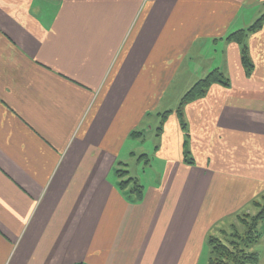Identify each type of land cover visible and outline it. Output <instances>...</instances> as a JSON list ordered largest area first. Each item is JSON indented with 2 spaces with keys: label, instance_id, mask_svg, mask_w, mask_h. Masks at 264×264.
<instances>
[{
  "label": "crops",
  "instance_id": "1",
  "mask_svg": "<svg viewBox=\"0 0 264 264\" xmlns=\"http://www.w3.org/2000/svg\"><path fill=\"white\" fill-rule=\"evenodd\" d=\"M262 12L264 0H0V264H209L208 235L264 193V24L246 36L249 74L228 39ZM216 68L228 86L178 115ZM135 160L130 200L115 169Z\"/></svg>",
  "mask_w": 264,
  "mask_h": 264
},
{
  "label": "trees",
  "instance_id": "2",
  "mask_svg": "<svg viewBox=\"0 0 264 264\" xmlns=\"http://www.w3.org/2000/svg\"><path fill=\"white\" fill-rule=\"evenodd\" d=\"M264 24V12H262L246 29H239L228 35L229 40L236 41L241 44V61L249 74L252 69V62L250 60L246 36L248 33L254 32L255 30L262 27ZM219 83L224 86H228V79L219 69H213L208 72L204 77L197 79L190 88L181 97L180 103L177 108L178 115H181L182 106L196 98L203 96L206 90L213 84ZM182 126L184 121L180 118ZM132 135L136 136L141 134L140 132H131ZM186 153V152H185ZM142 156V155H141ZM186 160L191 162L187 157ZM117 175L120 177L119 186L127 196L128 199L138 200L141 197V185L138 184L136 178L129 176L128 167L123 165L115 169ZM128 186V188H127ZM249 215V214H248ZM264 220V204L259 207L255 214L250 215L249 223L248 219L243 222L247 225L244 231L236 233L235 242H232L229 246H226L222 240L216 236L208 235L207 244L210 247L209 264H253L258 261L259 256L254 251H248L247 248L250 245L255 244L260 240L264 230L260 227V223ZM238 230V228H235Z\"/></svg>",
  "mask_w": 264,
  "mask_h": 264
},
{
  "label": "rangeland",
  "instance_id": "3",
  "mask_svg": "<svg viewBox=\"0 0 264 264\" xmlns=\"http://www.w3.org/2000/svg\"><path fill=\"white\" fill-rule=\"evenodd\" d=\"M175 89H172L171 87V91L168 93L170 94V97H167L165 99L166 103H170L173 100H175L174 93H175ZM150 124H147L146 128H145V135L146 139L140 140L139 143H142V146L144 147V149L146 151H149L150 153H153L155 146L157 145L156 143V125L154 126V128H149ZM151 126V125H150ZM136 144V143H134ZM140 153H142V151H137L136 155L138 156ZM149 155V154H148ZM150 156V155H149ZM137 160L131 162L130 164H128V168L130 169L131 174L134 176L135 173H139L141 175L142 169L141 167L143 166L142 164H137ZM264 204V193L260 194L258 197H256L253 202H251L248 206V209H244L241 210L240 212L237 213V215L231 217L226 218L225 220H221L222 223H224L223 225L218 226L212 233V236H216L217 238H219L220 240H222L224 242V244H226V246H228L229 248H231L229 245L232 242H235L236 239V233H241L242 231L245 230V228H247V225L249 223V218L250 215L255 214L259 207H261V205ZM249 214V215H248ZM230 218V219H229ZM248 219L247 223H243L245 222V220ZM260 227L262 229H264V220L260 223ZM238 228V230H236L235 228ZM254 245V246H253ZM255 249L258 251H254L258 254L259 257V261L253 263V264H264V235L262 236V240H258V242H256L255 244L250 245V247L247 248L248 251H253V249Z\"/></svg>",
  "mask_w": 264,
  "mask_h": 264
}]
</instances>
